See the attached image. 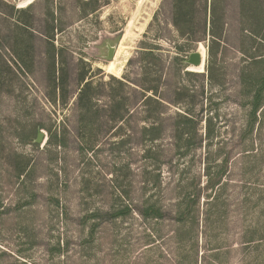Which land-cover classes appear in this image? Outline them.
Wrapping results in <instances>:
<instances>
[{
	"label": "rangeland",
	"instance_id": "1",
	"mask_svg": "<svg viewBox=\"0 0 264 264\" xmlns=\"http://www.w3.org/2000/svg\"><path fill=\"white\" fill-rule=\"evenodd\" d=\"M173 4L0 0V264H264V0Z\"/></svg>",
	"mask_w": 264,
	"mask_h": 264
},
{
	"label": "trees",
	"instance_id": "2",
	"mask_svg": "<svg viewBox=\"0 0 264 264\" xmlns=\"http://www.w3.org/2000/svg\"><path fill=\"white\" fill-rule=\"evenodd\" d=\"M173 7H174V17H173V24L175 26H177V28L179 29V32L181 34H183V32L181 31L182 28H181V24L182 23H185L187 24L189 19L187 18V15H182L181 14V9L183 7V0H173ZM214 14L215 12L212 10L211 11V22L213 23V20H214ZM181 23V24H180ZM249 32H252V30L250 31V29H247ZM263 40H264V37H263ZM257 60H260V59H257ZM90 86V82H85V84L82 86V88L80 89V95H79V101H81L85 95V92H86V89ZM263 92H264V74L261 75V77L259 78V81L257 83V88L253 94V98H252V102H251V110H250V118L253 120L256 116V112H257V109L259 107V104H260V101L262 99V95H263ZM250 119V122L252 121ZM49 134H50V137H49V142L50 140L52 139V131L49 130ZM209 175V179H208V182H207V187H212L214 186L217 182L215 180V178H213L210 173H208ZM125 209L123 211H119L117 213H107V216L109 218H112V217H116L120 214H122L125 210L128 211V207L125 206L124 207ZM141 214L144 216V217H147V216H153V217H160L161 216V213L159 211V209L155 208L154 206L152 205H149L145 208L142 209L141 211Z\"/></svg>",
	"mask_w": 264,
	"mask_h": 264
},
{
	"label": "water",
	"instance_id": "3",
	"mask_svg": "<svg viewBox=\"0 0 264 264\" xmlns=\"http://www.w3.org/2000/svg\"><path fill=\"white\" fill-rule=\"evenodd\" d=\"M108 54L107 57H113L114 51H115V46H108ZM202 57L203 55L201 54V52L197 51H193L190 52L187 59L185 60L186 63L193 65V66H199L202 64ZM43 139V135L42 133H38L37 137L35 139L36 142H41V140Z\"/></svg>",
	"mask_w": 264,
	"mask_h": 264
},
{
	"label": "flooded vegetation",
	"instance_id": "4",
	"mask_svg": "<svg viewBox=\"0 0 264 264\" xmlns=\"http://www.w3.org/2000/svg\"><path fill=\"white\" fill-rule=\"evenodd\" d=\"M109 50V49H108Z\"/></svg>",
	"mask_w": 264,
	"mask_h": 264
}]
</instances>
